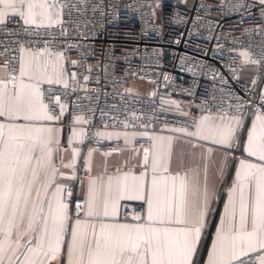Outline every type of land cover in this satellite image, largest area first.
Wrapping results in <instances>:
<instances>
[{
	"label": "snow or ice",
	"instance_id": "obj_1",
	"mask_svg": "<svg viewBox=\"0 0 264 264\" xmlns=\"http://www.w3.org/2000/svg\"><path fill=\"white\" fill-rule=\"evenodd\" d=\"M64 7L60 0H0V24L12 16L37 29L61 25ZM20 52L19 74L0 78V264H264V109L254 112L244 145L256 162L239 160L218 222L211 217L219 181L210 180L206 168L203 174L199 168L171 173V137H148L154 152L150 162L144 150L139 174L117 168V175L90 179L84 199L73 209L57 177L60 168H73L75 161L61 158L57 167L59 129L49 123L58 121L66 106L57 95L48 97L50 108L41 90L42 83L60 81L46 75L44 53H30L26 63L28 50ZM56 106L59 114H54ZM243 107L236 105V115H220V123L207 129L210 116L202 117L195 131H172L230 148L244 124ZM131 151L139 154L134 145ZM73 153L79 155L77 149ZM219 172L222 179L223 169ZM124 200L142 201V213L122 218Z\"/></svg>",
	"mask_w": 264,
	"mask_h": 264
},
{
	"label": "built area",
	"instance_id": "obj_2",
	"mask_svg": "<svg viewBox=\"0 0 264 264\" xmlns=\"http://www.w3.org/2000/svg\"><path fill=\"white\" fill-rule=\"evenodd\" d=\"M60 3L65 5L61 25L37 29L12 16L0 24V65L7 61L8 73L18 75L22 47L44 53L40 59L48 69L53 59H60L62 74L70 80L42 83L41 90L50 108L48 97H60L70 124L77 116L83 118V149L125 145L121 138L97 136L102 128L138 130L133 145L150 146L148 137L159 131H194L203 113L237 114L238 104L244 105L243 115L264 109L260 0ZM242 53H247V60ZM131 81H145L150 87L138 91L129 87ZM177 98L186 99L187 105L173 106ZM54 113H59L58 106ZM78 170L80 177L85 175L84 161ZM65 196L73 209L84 199L75 194V185ZM144 207L126 203L123 217L140 215Z\"/></svg>",
	"mask_w": 264,
	"mask_h": 264
},
{
	"label": "crops",
	"instance_id": "obj_3",
	"mask_svg": "<svg viewBox=\"0 0 264 264\" xmlns=\"http://www.w3.org/2000/svg\"><path fill=\"white\" fill-rule=\"evenodd\" d=\"M28 52L24 53L26 63L31 60L30 53L32 51L26 48ZM8 70L3 65H0V78H6ZM46 75L51 79L59 80L60 83L68 82L70 79L67 75H63L61 71V63L59 58H55L52 61L51 67L48 69ZM27 82V76L25 77ZM46 103V101H45ZM172 105L175 107H185L187 101L184 98H177L172 100ZM183 109V108H182ZM59 114V113H54ZM220 113H203L199 121L204 116L212 117L206 124V129L214 124H219L220 121L217 119ZM229 116L236 114H227ZM245 117L243 127L237 133L236 142L233 143L232 147L213 143L211 139L203 140L196 137H189L181 132L176 131H159L155 137H171L172 138V161L170 164V172L175 174L176 172H183L191 168H199L203 174L205 168L210 180H218L219 198L217 203L214 205L213 215L211 222L216 223L219 220V215L222 213L223 202L226 201V190L231 185L232 179L235 175V171L238 168L239 160L248 159L253 162L254 157H248L244 152V145L247 139V130L251 125L253 114L243 115ZM81 117V116H80ZM50 126L59 129L58 136L60 140V147L62 151L55 156V163L57 167H60L61 158L64 163L75 161L73 168H60V175L57 177L58 183L64 186L65 190L70 185H75V194L85 197L87 185L90 179L93 178H105L108 175H117L116 169L120 168L121 172L131 170L135 174H139L142 170V159L143 152L145 149L149 150V161L151 162L152 154L154 152V141L152 145H134L138 151V155L131 151L133 144L136 142L137 136L140 134L138 130L134 129H120V128H102L99 132L101 133H119L121 138L125 142V134H127L129 143H125L124 146L114 150H101L98 148H86L80 147L79 143L85 139L86 130L83 123V118L80 122L75 120L73 123H69L68 117L64 112L60 116V119L56 122H49ZM199 123V122H198ZM195 131V130H194ZM81 132L85 133L84 136L79 135ZM75 134V135H74ZM204 134H207V130ZM101 137H107L101 136ZM108 138V137H107ZM112 138H117L113 135ZM134 138V139H133ZM71 141V143H70ZM196 145V147H193ZM73 149L79 151L78 156H74ZM93 151L91 159V171H89L88 164V153ZM122 151H119L121 150ZM111 153V155L105 156L104 153ZM85 162V175L79 176V163ZM125 161L127 164L125 165ZM219 169H223V177L220 179ZM151 173L149 172V177ZM75 177V178H71ZM66 195V194H65ZM66 199V196H65ZM68 200V199H66ZM71 204V201L68 200ZM139 202L135 200H124L121 201L120 216L123 218V210L126 203ZM75 219V218H74ZM211 233H214V228L210 229ZM206 246L210 245L211 237L203 242Z\"/></svg>",
	"mask_w": 264,
	"mask_h": 264
},
{
	"label": "rangeland",
	"instance_id": "obj_4",
	"mask_svg": "<svg viewBox=\"0 0 264 264\" xmlns=\"http://www.w3.org/2000/svg\"><path fill=\"white\" fill-rule=\"evenodd\" d=\"M129 87L136 89L138 91H147L150 85L145 81H131Z\"/></svg>",
	"mask_w": 264,
	"mask_h": 264
}]
</instances>
